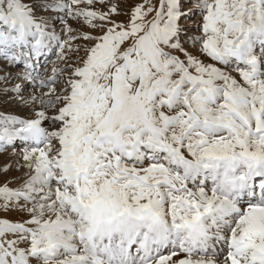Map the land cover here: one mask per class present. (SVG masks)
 I'll list each match as a JSON object with an SVG mask.
<instances>
[{
  "label": "snow or ice",
  "instance_id": "6c2138e0",
  "mask_svg": "<svg viewBox=\"0 0 264 264\" xmlns=\"http://www.w3.org/2000/svg\"><path fill=\"white\" fill-rule=\"evenodd\" d=\"M0 156V264H264V0H0Z\"/></svg>",
  "mask_w": 264,
  "mask_h": 264
},
{
  "label": "rangeland",
  "instance_id": "374dc122",
  "mask_svg": "<svg viewBox=\"0 0 264 264\" xmlns=\"http://www.w3.org/2000/svg\"><path fill=\"white\" fill-rule=\"evenodd\" d=\"M136 2H137V0H124V4L126 7H130L131 4L136 3ZM5 159H6V157L0 156V165H3L5 163ZM9 163H11L10 160H9Z\"/></svg>",
  "mask_w": 264,
  "mask_h": 264
}]
</instances>
